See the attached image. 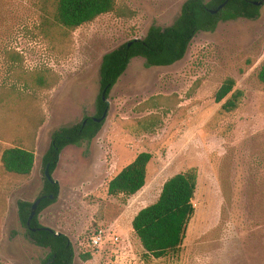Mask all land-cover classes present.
Here are the masks:
<instances>
[{
	"label": "rangeland",
	"instance_id": "obj_1",
	"mask_svg": "<svg viewBox=\"0 0 264 264\" xmlns=\"http://www.w3.org/2000/svg\"><path fill=\"white\" fill-rule=\"evenodd\" d=\"M185 1L117 0L114 11L92 22L45 35L38 0H0V264H43L48 255L29 238L18 203L43 191L53 132L96 115L103 56L144 38L153 25H171ZM9 48L23 56L14 69L4 57ZM263 62L264 5L256 19L199 32L172 65L131 60L109 94L97 136L63 150L53 173L59 197L39 215L71 238L73 264H264ZM228 77L243 92L231 112L215 99ZM15 145L35 151L29 176L2 165L3 151ZM141 152L153 155L145 186L130 196L109 194L110 180ZM191 168L198 171L196 211L181 252L146 257L134 217L159 199L169 178ZM99 227L107 242L92 248Z\"/></svg>",
	"mask_w": 264,
	"mask_h": 264
},
{
	"label": "trees",
	"instance_id": "obj_2",
	"mask_svg": "<svg viewBox=\"0 0 264 264\" xmlns=\"http://www.w3.org/2000/svg\"><path fill=\"white\" fill-rule=\"evenodd\" d=\"M253 1L255 0H186L180 15L171 25H153L144 38L130 40L106 53L100 68L101 92L96 115L86 116L79 123L62 126L53 132L50 146L43 156L45 170L49 166L50 172L54 173L67 146L80 145L97 136L105 120L96 121L94 118H101L104 111L109 109V94L133 58L144 57L150 66L172 65L185 57L192 40L199 32L215 31L220 21L259 17L262 6L255 5ZM224 3L225 6L218 13H212V10ZM38 4L41 15L40 32L49 35L59 28L63 32L73 31L104 13L114 11L117 0H38ZM4 57L14 69L22 62L23 56L15 48H9L4 52ZM258 79L264 84V62L258 72ZM235 87L236 80L228 77L215 96L218 103L226 100L222 107L227 112L237 109L243 96V92ZM104 91L107 100L102 98ZM156 124L147 122V129L153 130ZM152 157L150 152L139 153L110 180L109 194L130 196L140 191L146 184ZM35 160V151L21 145L6 148L1 156L5 171L20 176L31 175ZM197 187L196 168L180 172L164 183L155 203L141 209L134 217L133 229L146 257L162 258L181 252L189 223L196 211L194 199ZM59 193V181H50L45 175L43 191L37 197L42 200L30 225L28 221L33 202L20 200L18 203L19 218L27 228L29 238L37 246L49 249L43 264H73L76 256L71 238L66 233L43 225L39 219L40 213L56 202ZM85 258L91 259L92 255L87 254Z\"/></svg>",
	"mask_w": 264,
	"mask_h": 264
},
{
	"label": "water",
	"instance_id": "obj_3",
	"mask_svg": "<svg viewBox=\"0 0 264 264\" xmlns=\"http://www.w3.org/2000/svg\"><path fill=\"white\" fill-rule=\"evenodd\" d=\"M253 3H254L255 5H257V6H262V5H264V0H255V1H253ZM224 6H225V3L222 4L221 6H219L218 9H216V10H212V13H218V12H219ZM102 98H103L104 100H107V98H106V91L103 92ZM108 110H109V109L107 108V109L104 111L103 116H102L101 118H96V117H95L94 119H95L96 121L106 120V118H107V116H108ZM45 175H46V177H47L50 181H51V180H52V181L54 180V176H53V174L50 172L49 166H47V168H46V170H45ZM50 197H51V198H54L53 195H50ZM41 200H42V198L40 197V198H37V199L33 202V204H32V208H31V214H30L29 221H28V225H30L31 220H32L33 217L36 215V213H37V209H38V206H39Z\"/></svg>",
	"mask_w": 264,
	"mask_h": 264
},
{
	"label": "built area",
	"instance_id": "obj_4",
	"mask_svg": "<svg viewBox=\"0 0 264 264\" xmlns=\"http://www.w3.org/2000/svg\"><path fill=\"white\" fill-rule=\"evenodd\" d=\"M107 238H108V234H107L106 229H104L102 227L96 228L92 232V234L89 238V245L92 248H100L107 242ZM119 241H120V237L115 236L114 242L118 243Z\"/></svg>",
	"mask_w": 264,
	"mask_h": 264
},
{
	"label": "crops",
	"instance_id": "obj_5",
	"mask_svg": "<svg viewBox=\"0 0 264 264\" xmlns=\"http://www.w3.org/2000/svg\"><path fill=\"white\" fill-rule=\"evenodd\" d=\"M37 157V156H36ZM35 162H37L36 160H35ZM35 166H36V163H35ZM58 231V230H57Z\"/></svg>",
	"mask_w": 264,
	"mask_h": 264
}]
</instances>
